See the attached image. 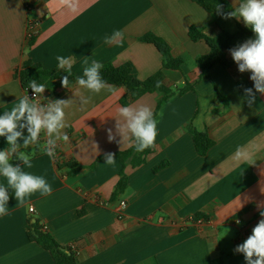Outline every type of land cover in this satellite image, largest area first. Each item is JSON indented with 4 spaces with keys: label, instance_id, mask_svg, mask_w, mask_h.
<instances>
[{
    "label": "crops",
    "instance_id": "0c3cea01",
    "mask_svg": "<svg viewBox=\"0 0 264 264\" xmlns=\"http://www.w3.org/2000/svg\"><path fill=\"white\" fill-rule=\"evenodd\" d=\"M227 1L233 9L242 2ZM236 21L210 14L192 0H79L75 12L58 10L57 0H0V115L26 94L19 78L24 63L54 69L58 56L71 57L76 77L93 60L129 63L138 79L162 70L168 86L182 80L195 88L161 107L156 152L143 165L126 167L128 192L116 199L122 164L115 155V162L106 164L105 154L131 146L128 140L119 143L118 135L109 142L107 129L115 134L120 119L116 109L127 89L110 84L113 91L99 94L79 89L91 97L83 108L74 95L77 83L69 82L57 95L44 92L38 101L42 105L73 99L65 110L70 143H60L55 158L43 151V134L39 146L21 148L35 155L30 168L18 165L43 177L53 191L49 196L35 193L17 206L9 189L8 212L0 216V264H56L49 251L28 238L29 222L36 220L49 227L60 245L72 247L79 264H215L221 258L224 264H246L244 255L234 252L243 243L238 241L242 226L234 220L241 218L252 231L264 219L258 208L264 206V94L256 93V102L248 105L244 89L255 91L251 73H240L232 57L228 65L211 69V80L200 78L196 64L197 57L215 48L211 39L222 31L238 32ZM30 23L38 31L32 40L27 39ZM193 26L210 39L191 40ZM117 30L124 33L123 42L105 44L104 37ZM150 33L170 45L173 57L185 60L181 70L163 69L157 48L140 40ZM248 39L255 35L240 37L236 44ZM84 59H89L87 65ZM163 98L161 92L150 93L129 106L143 104L154 111ZM192 128L215 142L205 155L196 149ZM256 145L255 164L234 158L238 148ZM6 147V138L0 137V150ZM72 161L82 167L78 174L59 169V163ZM166 161L169 165L155 172ZM0 184L6 186L3 176ZM121 201L126 206L119 210ZM31 205L36 210L32 215ZM197 214L204 218L194 220Z\"/></svg>",
    "mask_w": 264,
    "mask_h": 264
},
{
    "label": "clouds",
    "instance_id": "9594fccd",
    "mask_svg": "<svg viewBox=\"0 0 264 264\" xmlns=\"http://www.w3.org/2000/svg\"><path fill=\"white\" fill-rule=\"evenodd\" d=\"M79 0H57L58 10L67 9L71 12L77 11ZM223 6L217 5L216 10L225 19L235 18L242 20L244 25L251 29L255 39H248L237 47L229 50L233 61L238 65L240 73L250 72V79L254 83L255 91L252 88H245L246 102L249 106L256 102V93L264 94V0H242L237 7L230 12H223ZM124 33L114 31L110 36L104 37L105 44H120L123 42ZM89 59H84L87 65ZM59 69L64 70L67 75L61 79L64 88L69 87V76L72 75L71 57H57ZM103 64L93 60L83 71V76L76 78L78 90L74 94L79 98L80 106L83 108L90 103L91 97H86L79 89H86L89 92L99 94L102 90L113 91L112 87L102 78L101 70ZM159 81L156 87H160ZM184 81H177L176 87H183ZM34 94L30 99L26 94L18 99L11 110L0 115V137L6 138L7 147L0 150V176L6 179V186L0 184V216L8 212V202L10 200L9 189L14 192L17 206L25 204L26 199L35 193L41 196L51 195L53 189L51 185L40 176L33 175L22 170L20 165H14L11 161L13 157L22 162V165L31 167L34 151H22L29 149L31 145H40L41 135L45 137L43 151L47 156L55 158L57 148L60 143L65 145L70 143V138L64 129L66 123V109L72 106L73 99H56L47 104L38 103V99L45 92L47 85L30 80L28 83ZM120 119L116 120L113 134L112 129H107L108 141L113 142L118 135L121 137L119 143L128 140L129 145L135 146L137 152L156 146L157 120L151 107L147 105L122 106L116 109ZM27 136H24V130ZM23 140V144L18 143ZM97 147V146H96ZM260 151V146H253L251 150L237 149L234 158L237 161H246L251 165L256 163L255 155ZM114 154L106 153V164L115 162ZM128 189L125 190L127 195ZM260 216L264 217V206ZM239 223V221H237ZM234 252L244 255L246 264H264V219L259 220L252 229L251 235L241 244L237 245Z\"/></svg>",
    "mask_w": 264,
    "mask_h": 264
},
{
    "label": "trees",
    "instance_id": "16d2710c",
    "mask_svg": "<svg viewBox=\"0 0 264 264\" xmlns=\"http://www.w3.org/2000/svg\"><path fill=\"white\" fill-rule=\"evenodd\" d=\"M205 11L210 14H219L216 10V6L222 5V11L227 13L233 10L232 6L227 0H192ZM223 17V16H222ZM235 19V18H233ZM238 26V32L230 34L226 31H222L221 34L211 39L215 43V48L206 55H201L196 58V64L201 70V79L211 80V69L217 64L228 65L230 58L232 57L229 50L237 47L236 40L240 37H250L254 33L250 28L236 21ZM189 37L191 40L197 42L203 39H210L204 31L191 27L189 29ZM143 42L154 45L163 57V69L166 70H181V67L185 64V60L182 58H175L171 53V47L162 38L150 33L140 39ZM101 75L104 80L110 85L123 86L127 89V96L121 101L122 106H129L133 102L137 101L146 94L161 92L164 94V98L158 103L156 109L153 111L155 119L159 114L161 107L173 96L183 95L188 91H193L195 88L192 84L187 83L183 88H176L173 91L171 86L166 84V77L161 70L155 75L141 80L138 79L133 72V68L129 63H125L121 66H115L112 63L103 64ZM67 73L59 68L45 69L40 64H34L31 61L24 63L22 69L19 72V78L24 89L28 88L30 80H36L37 83H43L47 85L45 92L51 95H57V91L62 87L61 79ZM69 82L76 83V76L72 72V75L68 77ZM159 81L161 86L156 87V82ZM216 94L219 95L218 91ZM194 142L197 151L201 155H205L215 144L214 140L205 132H199L194 128L191 129ZM42 136V135H41ZM41 140V139H40ZM23 143V142H22ZM156 152V146L154 148L145 149L143 152H137L135 146L124 151H119L114 155L118 158L122 164V170L120 173V179L116 185L113 197L116 199L122 195L128 187V178L125 173V169L128 166L139 167L143 165L147 159ZM14 165L21 161H11ZM169 163L163 162L157 166L155 172L166 168ZM60 170H67L68 174L76 175L82 169V167L75 161L65 164H58ZM204 218L203 214H197L194 220ZM28 238L31 242L38 243L45 250L49 251L53 256L56 264H79L77 253L70 246L60 245L50 234L45 232L40 225L39 221H30L28 226ZM224 259H220L215 264H224Z\"/></svg>",
    "mask_w": 264,
    "mask_h": 264
},
{
    "label": "built area",
    "instance_id": "2783aa9c",
    "mask_svg": "<svg viewBox=\"0 0 264 264\" xmlns=\"http://www.w3.org/2000/svg\"><path fill=\"white\" fill-rule=\"evenodd\" d=\"M38 35V31H37V24H34V23H30L29 24V27H28V32H27V39L28 40H32L34 39L36 36ZM24 53H27V49H25L23 51ZM25 92H26V89H25ZM27 95L29 96L30 99L33 98L34 94L32 92V90H29L27 89ZM39 101V99H38ZM126 206L125 202L124 201H121L119 202V204L117 205L118 209L119 210H122L124 207ZM36 210H35V207L33 205H31L29 207V214H35ZM237 221H239V223H237ZM234 223L236 225H241L242 226V234H241V238L238 239L239 242H244L252 233V231H250L246 225L244 224L243 220L241 218H236L234 220ZM42 228L45 232H48L49 231V227L45 224L42 225Z\"/></svg>",
    "mask_w": 264,
    "mask_h": 264
}]
</instances>
